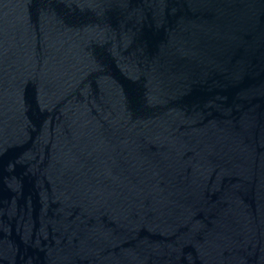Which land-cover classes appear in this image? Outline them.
Segmentation results:
<instances>
[{"label":"water","instance_id":"water-1","mask_svg":"<svg viewBox=\"0 0 264 264\" xmlns=\"http://www.w3.org/2000/svg\"><path fill=\"white\" fill-rule=\"evenodd\" d=\"M0 264H264V0H0Z\"/></svg>","mask_w":264,"mask_h":264}]
</instances>
